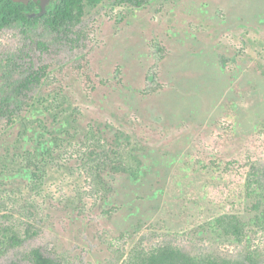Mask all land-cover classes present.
Segmentation results:
<instances>
[{
	"label": "rangeland",
	"instance_id": "obj_1",
	"mask_svg": "<svg viewBox=\"0 0 264 264\" xmlns=\"http://www.w3.org/2000/svg\"><path fill=\"white\" fill-rule=\"evenodd\" d=\"M79 27L75 47L42 24L0 32V103L31 66L48 64L17 122H0V222L38 230L0 253V264H32L25 254L33 247L69 264H122L135 242L252 253L264 264V231L237 243L210 227L219 209L216 193H206L212 172L202 167L258 151V143L264 157V0H152L142 8L102 0L87 5ZM92 127L120 131L128 149H142L140 172L113 175L101 200L78 156Z\"/></svg>",
	"mask_w": 264,
	"mask_h": 264
},
{
	"label": "trees",
	"instance_id": "obj_2",
	"mask_svg": "<svg viewBox=\"0 0 264 264\" xmlns=\"http://www.w3.org/2000/svg\"><path fill=\"white\" fill-rule=\"evenodd\" d=\"M102 0H51L47 12L42 16L41 7L30 1L28 4L13 0H0V32L18 25L24 33H29L37 25L42 24L56 36H64L70 45L77 46L82 38L79 25L82 23L87 5H97ZM152 0H112L116 5H130L142 8ZM37 46L46 51L49 45L37 41ZM48 64L31 66L26 75L15 86L13 94L0 103V122L7 125L17 122L25 109L33 102L36 91L41 87L47 76ZM55 100V99H54ZM56 101V100H55ZM50 109L58 114L67 113L61 103H54ZM264 134V124L258 130ZM122 132L101 128H90L79 141L78 156L81 167L86 172L90 189L93 193H101L100 200L112 193L111 177L118 174L136 176L141 169L140 153L142 149L134 143L127 147L131 140L125 139ZM260 139V138H259ZM259 142V140H258ZM255 147L246 150L240 157L226 159L222 156L203 161L202 167L212 172V179L206 185V193H216L212 201L219 209L212 215L210 227L220 236L230 241L244 243L249 240V231L253 228L264 231V157ZM33 157V154H31ZM34 177H39L33 171ZM212 195H209V197ZM38 234L31 223L21 233L13 225L0 222V253L22 246L28 239ZM32 264H69L58 257H51L40 247H33L25 254ZM122 264H258L252 253L239 257H227L214 254H193L182 247L164 242L153 247H146L135 242L123 255ZM9 264H22L14 260Z\"/></svg>",
	"mask_w": 264,
	"mask_h": 264
},
{
	"label": "water",
	"instance_id": "obj_3",
	"mask_svg": "<svg viewBox=\"0 0 264 264\" xmlns=\"http://www.w3.org/2000/svg\"><path fill=\"white\" fill-rule=\"evenodd\" d=\"M13 1L28 4L32 0H13ZM33 1L36 2L41 7V11L39 13L31 14L32 16H34V15L35 16H42L43 14H45L47 12V8L51 2V0H33Z\"/></svg>",
	"mask_w": 264,
	"mask_h": 264
}]
</instances>
